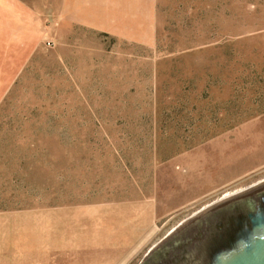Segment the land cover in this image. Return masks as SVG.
Returning a JSON list of instances; mask_svg holds the SVG:
<instances>
[{"label":"rangeland","instance_id":"obj_1","mask_svg":"<svg viewBox=\"0 0 264 264\" xmlns=\"http://www.w3.org/2000/svg\"><path fill=\"white\" fill-rule=\"evenodd\" d=\"M22 1L46 34L1 94L0 264H140L264 183V0H154L141 41Z\"/></svg>","mask_w":264,"mask_h":264},{"label":"water","instance_id":"obj_2","mask_svg":"<svg viewBox=\"0 0 264 264\" xmlns=\"http://www.w3.org/2000/svg\"><path fill=\"white\" fill-rule=\"evenodd\" d=\"M140 264H264V183L204 209Z\"/></svg>","mask_w":264,"mask_h":264},{"label":"crops","instance_id":"obj_3","mask_svg":"<svg viewBox=\"0 0 264 264\" xmlns=\"http://www.w3.org/2000/svg\"><path fill=\"white\" fill-rule=\"evenodd\" d=\"M153 10L154 0H73V25L141 41L149 34ZM45 34V19L37 10L22 0H0V99L27 66ZM5 227L0 232L4 250L0 257L7 253L2 246L7 239L2 237Z\"/></svg>","mask_w":264,"mask_h":264},{"label":"bare ground","instance_id":"obj_4","mask_svg":"<svg viewBox=\"0 0 264 264\" xmlns=\"http://www.w3.org/2000/svg\"><path fill=\"white\" fill-rule=\"evenodd\" d=\"M238 194V193H237ZM235 195V194H234ZM233 195H230V196H226L224 199H229V197H232Z\"/></svg>","mask_w":264,"mask_h":264}]
</instances>
